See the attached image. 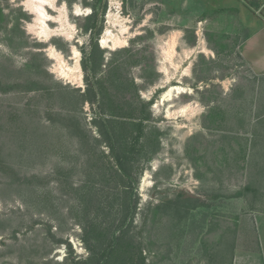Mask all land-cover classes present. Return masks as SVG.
<instances>
[{"label": "rangeland", "instance_id": "obj_1", "mask_svg": "<svg viewBox=\"0 0 264 264\" xmlns=\"http://www.w3.org/2000/svg\"><path fill=\"white\" fill-rule=\"evenodd\" d=\"M92 3L53 0L41 29L27 0H0V264H79L85 223L112 228L133 201L124 227L146 264H229L264 214V75L236 49L264 14L243 0H107L90 33ZM88 79L96 96L81 100ZM172 85L184 91L166 99ZM146 115L123 178L112 146L128 150ZM178 194L200 205L154 208Z\"/></svg>", "mask_w": 264, "mask_h": 264}, {"label": "trees", "instance_id": "obj_2", "mask_svg": "<svg viewBox=\"0 0 264 264\" xmlns=\"http://www.w3.org/2000/svg\"><path fill=\"white\" fill-rule=\"evenodd\" d=\"M91 4V13L88 15V20L92 22L89 25L90 33L92 31H96L97 27H100L103 23L104 13L106 8L107 0H92ZM245 3L253 8L258 9L264 4V0H244ZM100 7V8H99ZM100 10V11H99ZM93 38L95 37V33L92 34ZM84 67H87V63L84 64ZM96 84L97 82H93L92 79H88L87 81V91L86 93L81 92L80 97L81 100L89 99L96 96ZM148 115L142 116L139 119L137 133L132 137L129 142L130 148L128 150H124L123 152H115V144L112 146L113 148V157L116 164V173L125 178L130 176L131 164L133 163L132 159L134 157V148L137 142L143 135V127L142 121L147 119ZM101 126H104V130L102 127V133L105 135L109 141L113 140V133L110 130V122L101 119ZM111 145V144H110ZM261 171V170H260ZM264 173V170L261 171ZM123 187L128 192L132 193L134 186L129 184H124ZM243 191H253L256 192L257 189L250 184L244 186ZM243 191H238L236 193L237 196L243 195ZM129 200L131 197H128ZM94 198V194L89 195L88 200H92ZM163 203V204H162ZM172 206L175 210V213L184 212L185 214L196 206L200 205V202H196L195 198L192 197H182V194H178L174 199H167L165 201L157 203L154 205L155 209H159L162 206ZM128 209L124 213L123 218L114 227H103L101 222H97L95 219L90 218L88 222L83 226L87 232H92V241L93 243L88 244V249L90 250V256L86 259L80 260L79 264H115V262L121 264H146L145 257L143 256L142 248L139 246V249L134 251L136 245V239H134L131 235H129V229H125L124 224L128 219L130 223H132L134 214L136 212V202L133 201V204L129 202ZM87 217L89 211L86 213ZM94 218H96L94 216ZM89 226V230H88ZM233 248L234 244L231 245ZM233 250V249H232ZM229 264H232V252L228 261Z\"/></svg>", "mask_w": 264, "mask_h": 264}, {"label": "crops", "instance_id": "obj_3", "mask_svg": "<svg viewBox=\"0 0 264 264\" xmlns=\"http://www.w3.org/2000/svg\"><path fill=\"white\" fill-rule=\"evenodd\" d=\"M254 11L264 14V4ZM261 19L260 25L236 45L244 63L256 75H264V16ZM247 230L248 235L241 233L236 239L232 250V264H264V214L253 212L249 217Z\"/></svg>", "mask_w": 264, "mask_h": 264}, {"label": "bare ground", "instance_id": "obj_4", "mask_svg": "<svg viewBox=\"0 0 264 264\" xmlns=\"http://www.w3.org/2000/svg\"><path fill=\"white\" fill-rule=\"evenodd\" d=\"M52 2H53V0H27V5L29 6V9L31 10L32 13H34L36 15L35 21L37 23L41 24V29H45L46 27H49L48 24L46 23V21L50 20V17L45 12L44 6H46L48 3H52ZM107 36L104 37L103 41H102L104 43V46H108L110 44V42L112 41V39L107 37ZM110 37H112V36H110ZM118 39L119 38H114L113 42L114 43L119 42ZM183 91L184 90L181 87H177V86L172 85L167 90V92L165 93V98L167 99L168 96L170 94L172 95L173 92L181 93Z\"/></svg>", "mask_w": 264, "mask_h": 264}]
</instances>
